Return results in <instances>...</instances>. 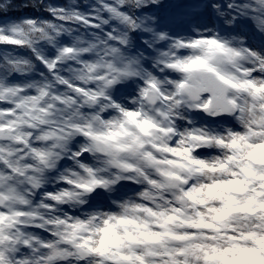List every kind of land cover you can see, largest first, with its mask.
<instances>
[{
    "label": "snow or ice",
    "instance_id": "6c2138e0",
    "mask_svg": "<svg viewBox=\"0 0 264 264\" xmlns=\"http://www.w3.org/2000/svg\"><path fill=\"white\" fill-rule=\"evenodd\" d=\"M0 264H264V0L0 2Z\"/></svg>",
    "mask_w": 264,
    "mask_h": 264
},
{
    "label": "trees",
    "instance_id": "16d2710c",
    "mask_svg": "<svg viewBox=\"0 0 264 264\" xmlns=\"http://www.w3.org/2000/svg\"><path fill=\"white\" fill-rule=\"evenodd\" d=\"M0 2H3V0H0Z\"/></svg>",
    "mask_w": 264,
    "mask_h": 264
}]
</instances>
